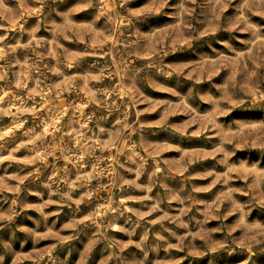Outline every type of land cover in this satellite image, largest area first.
<instances>
[{"label": "rangeland", "instance_id": "rangeland-1", "mask_svg": "<svg viewBox=\"0 0 264 264\" xmlns=\"http://www.w3.org/2000/svg\"><path fill=\"white\" fill-rule=\"evenodd\" d=\"M0 264H264V0H0Z\"/></svg>", "mask_w": 264, "mask_h": 264}]
</instances>
